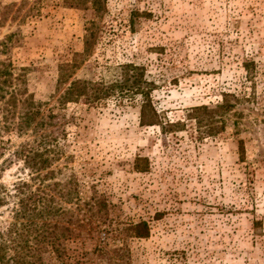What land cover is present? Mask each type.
Wrapping results in <instances>:
<instances>
[{
  "label": "rangeland",
  "instance_id": "obj_1",
  "mask_svg": "<svg viewBox=\"0 0 264 264\" xmlns=\"http://www.w3.org/2000/svg\"><path fill=\"white\" fill-rule=\"evenodd\" d=\"M93 18L63 0H0V42L16 37L0 58L28 68L30 92L55 117L54 181L75 175L83 200L108 202L114 225L147 223L149 238L129 242L132 264H264V0H107L74 77L109 84L115 66L143 67L165 128L140 124V95L59 104L67 87L59 71L83 52ZM226 94L243 103L224 123L201 113L200 127L191 110L215 109ZM25 140L4 135L0 163ZM136 158L147 171L135 170ZM18 166L6 167L0 184L27 178ZM9 205L0 208V233L13 223ZM49 248L42 258L56 264Z\"/></svg>",
  "mask_w": 264,
  "mask_h": 264
},
{
  "label": "trees",
  "instance_id": "obj_2",
  "mask_svg": "<svg viewBox=\"0 0 264 264\" xmlns=\"http://www.w3.org/2000/svg\"><path fill=\"white\" fill-rule=\"evenodd\" d=\"M63 1L68 8L92 10L94 18L85 30L83 52L74 54L71 61L61 66L58 81L67 87L59 104L79 103L84 99L86 104L99 106L115 96L140 95V124L165 128L151 100L154 84L145 79L143 67L119 64L113 68L114 81L109 84L74 77L93 50L97 36L95 22L105 15L107 0ZM139 15L134 11L129 17V28L133 31ZM15 38L8 35L0 42V54L14 48ZM27 71L26 67L14 66L8 58H0V143L5 144L4 135L27 137L9 155L10 159L5 158L0 163V177L13 162H17L21 174L27 175V178L19 177L11 189L0 184V208H9V201L12 202L13 222L7 231L0 233V264H46L42 258L44 246L50 247L49 258L56 264H132L129 242L149 238V226L144 221L114 225L109 220L108 202L98 196L83 200L73 174L64 183L54 181L58 174L50 168L59 155L58 138L50 127L55 117L53 114L44 116L42 103L30 92ZM245 71L246 80L252 81L253 69L245 65ZM242 103L239 97L226 94L215 109L203 106L191 113L200 127L206 120L199 119L201 113H217L224 123L226 116ZM240 150L243 155L241 145ZM142 161L145 168H139ZM147 163L145 159L136 158L134 168L145 172Z\"/></svg>",
  "mask_w": 264,
  "mask_h": 264
}]
</instances>
